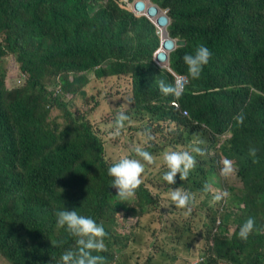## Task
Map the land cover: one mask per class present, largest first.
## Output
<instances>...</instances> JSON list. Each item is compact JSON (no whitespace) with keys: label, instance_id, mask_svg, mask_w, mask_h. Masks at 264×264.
<instances>
[{"label":"trees","instance_id":"16d2710c","mask_svg":"<svg viewBox=\"0 0 264 264\" xmlns=\"http://www.w3.org/2000/svg\"><path fill=\"white\" fill-rule=\"evenodd\" d=\"M151 1L167 10L169 36L185 41L170 62L189 80L179 102L187 108L188 119L212 128L213 138L228 135L218 151L237 170L230 184L240 189L238 201L244 208L240 216L231 214L233 218L225 213L227 224L233 221L237 228L230 236L214 237L213 251L231 264H263L264 0ZM2 34L0 59L11 54L28 79L20 88L6 91L2 82L0 87V259L8 264H61V259L53 261L55 254L61 258L73 241L57 228L55 213L66 208L96 222L106 220L105 262L112 263L113 251L121 252L127 239L115 234L117 215L125 220L135 213L141 217L154 196L142 186L131 202L117 205L101 142L85 115L71 111L74 103L58 96L51 104L63 123L51 120L47 95L56 91L59 75L84 74L74 83L85 85L88 77H111L117 79L118 96L95 85L94 107L129 103L159 114L172 97L158 87L161 80L170 83L152 61L158 45L155 29L146 19L121 10L119 0L104 5L97 0H0ZM198 43L210 49L212 58L201 77L192 80L183 57ZM46 72L50 92L39 81ZM4 74L0 68V80ZM130 79L134 97L121 88V82L126 86ZM241 112L245 119L238 125L234 117ZM180 123L169 124L178 128ZM176 132L163 136L169 139ZM39 145L41 150H36ZM250 146L258 149V163L249 155ZM204 178L190 174V190L204 189ZM249 217L255 226L244 241L239 226ZM53 229L60 238L53 239ZM60 239L66 245L59 244Z\"/></svg>","mask_w":264,"mask_h":264},{"label":"clouds","instance_id":"9594fccd","mask_svg":"<svg viewBox=\"0 0 264 264\" xmlns=\"http://www.w3.org/2000/svg\"><path fill=\"white\" fill-rule=\"evenodd\" d=\"M97 1L100 5L107 2V0ZM119 3L121 10L136 18L146 19L155 29L158 45L152 53V61L158 70L166 73L170 83L161 80L158 87L164 95L171 94L172 99L159 114H151L143 105L136 107L129 106V103H116L110 110L103 105V110H107L111 119L105 124L109 129L108 133L120 136L122 139H127L126 134L128 133L131 141L123 142V149L127 150L128 156L135 155L134 157L137 159L123 157L118 160L108 159L110 162H106L104 141L94 132L96 128L90 123L88 124L101 142L103 159L107 164L112 186L115 188L112 196H117V199L121 200L118 199L119 204L117 205L122 206L121 203H125L122 201L131 202L136 196V190L141 189L142 186L151 191L142 176H147L148 165H154L160 161L163 168L160 173L162 186L159 188L164 186L171 190L167 196V202L173 205L169 209L172 212V217L167 222L161 213L166 208H162L160 212L154 210L157 206L155 202L157 195H153L152 207H149L147 212L139 218L136 213L135 217L129 216L133 224L128 228L130 232L127 235L115 232L117 236L127 238L126 245L119 253L113 251V261L107 263L105 262L107 251L105 242L108 233L103 226L106 220L101 219L96 222L91 217L78 214L75 209L64 208L55 213L56 226L58 229H63L67 235L72 236L73 242L70 246L67 245L68 249L61 255V258L59 253L55 254L53 261L61 259V264H167L168 261L173 264H198L203 261H206L207 264H231L218 257L213 251L214 237L230 236L237 228L233 221H229L227 224L224 219L225 213L228 212L233 218L236 214L240 216L242 212L239 209L244 208V203L238 201L241 194L240 189L230 184V181L236 177L235 165L218 151L228 135L221 139L213 138V133L210 131L212 128L204 122L188 119L187 108L178 100L188 86L189 80L184 74L176 73L171 68L170 62L172 53L178 47L183 46L185 41L169 36L167 26L170 19L167 16V10L160 8L151 0H119ZM179 41L183 43L177 44ZM211 58L210 49L204 44L198 43L192 53L185 54L183 57L188 68V76L192 80L199 79L204 66L209 63ZM27 79L28 74L20 72V78H17L11 85L8 84V80L6 82L0 80V87L2 82L3 84L7 83L4 88L6 91L20 88L27 82ZM126 87L125 91L128 92L129 97H134L133 80L130 79L129 85ZM255 91L259 92L257 89ZM55 97L58 96H49L50 103L46 106L48 118L52 110L60 113L51 104ZM102 98L105 99V96ZM60 100L74 103L73 96ZM153 117L159 118V120L153 121ZM234 119L238 125H243L245 116L241 112ZM176 121H181V123L178 128H173L174 125L169 123ZM171 130H177L176 135L166 139L163 134ZM196 133H200L206 138V145L194 141L193 136ZM183 141H187L186 150H175L179 146L174 147V144H181ZM160 144L166 148L163 156L155 148ZM257 152V148L249 147V155L253 158V163L259 162ZM202 166L208 168L207 173H202ZM190 174L205 177L204 182L208 179L207 176H210L211 187L208 188L207 185L204 187L203 183L204 189L202 190L187 189V179ZM199 194H203V204L209 210L206 216L196 208L189 207L190 204H194L195 196ZM145 216L149 218L145 220ZM157 217H160L159 221H157ZM126 220L117 215V226H124ZM222 220H225L224 223ZM121 221L124 222L119 224ZM203 225L207 226L206 230ZM230 225H233L232 230L228 229ZM254 226V218L249 217L239 226V238L246 241L253 232ZM51 233L53 239L60 238L55 229L51 230ZM206 238H209L207 241L209 248L207 247L197 254L190 253L196 242H201ZM140 239L144 240L140 242ZM58 243L66 245L61 239ZM130 244L134 246V261L132 263L130 262L131 258L127 261L122 259L124 250ZM3 261L8 264L6 260L3 259Z\"/></svg>","mask_w":264,"mask_h":264},{"label":"rangeland","instance_id":"374dc122","mask_svg":"<svg viewBox=\"0 0 264 264\" xmlns=\"http://www.w3.org/2000/svg\"><path fill=\"white\" fill-rule=\"evenodd\" d=\"M103 3H101L102 5ZM4 34L0 36V42L3 40ZM0 68L1 70L5 73V82L8 80V84H13V82L17 79L20 78V71H19V64L15 62L14 57L11 54H6L4 57L0 59ZM84 74H74V75H59L58 77L55 78V86L54 89L56 92L54 93H49L47 96L53 97L55 95L60 96V99H66L69 96H73L74 99V104L75 107L70 108L71 111L73 112H79L85 115L86 120L94 127L96 130L94 132L101 138L102 141H104L105 144V151H104V159L106 162H110V160H118L123 157H128V158H134L137 159L133 156H128L127 150L123 149L124 143L123 142H128L131 141L128 133L127 139H122L120 136H113L112 133H108L109 129L105 126V124L109 121H111L109 115L107 114V110H103V106H98L94 107L95 104V90H93V87L96 85L101 89H106L107 93H113L114 95L118 96L117 93V79L116 78H101V79H96L92 77H88V83L85 85L84 83H74V79L76 80L77 78H85ZM3 80V78L1 79ZM50 80L51 76L49 73H44L42 77L40 78V82L42 86L46 89V92H50ZM69 87L67 88V86ZM129 85V80L126 81V86ZM125 86L124 82H121V88L123 90H127V87ZM83 90L84 96L80 95V92ZM99 93H97L98 95ZM102 94H105L104 91ZM96 95V96H97ZM109 110L111 109V106L108 108ZM49 118L51 120H57L59 124L63 123V118L55 110H52L50 112ZM185 136V134H184ZM184 138V137H183ZM194 141L195 142H202L203 145H206V138H204L200 133H196L194 136ZM122 142H119L121 141ZM40 144V143H39ZM179 146L175 150H186L187 148V141H183L181 144L177 143L174 144V147ZM157 151L163 156V153L166 151V148L163 144H160L155 147ZM41 150V145L36 150ZM88 150L86 151V153ZM90 154V151H89ZM203 168L201 169L202 173L205 174L207 173V167L202 166ZM163 166L160 161H157L154 165H148L147 166V176L143 175L142 178L144 179V182L149 186L150 192L152 195H157L155 198V202L157 204L156 208L154 209L155 211L160 212L162 208H166L164 212H161L163 217L167 222L172 217V212L169 211V209L173 206L172 204H168L167 202V196L170 193V188L166 187L164 188L160 184L161 181V170ZM234 168V166H233ZM235 171V168H234ZM233 171V172H234ZM208 179L204 182V187L205 185L208 186V188L211 187L210 184V176H207ZM192 188V185L190 183L187 184V189ZM157 193V194H154ZM204 201V196L203 194H199L195 196L194 199V204L193 207L196 208L198 211L202 212L205 216L209 213V210L207 206L203 204ZM119 204L118 202H116ZM149 217L145 216L144 219L147 220ZM133 224L131 217H129L128 220L125 221L124 226H117L115 225V232L117 234H120L121 232L123 235H127L130 230L128 229L131 227ZM229 230L233 229V225H230ZM209 238H206V240H201V242H196V244L192 247L190 250V253L192 254H197L200 251H203L207 249V241ZM144 239H140L139 241L142 242ZM209 248V247H208ZM129 258H131L130 262L132 263L134 261V246L130 244L128 248L124 250L123 257L122 259L127 261ZM196 259V257H195ZM0 264H6L2 259H0ZM167 264H173L170 261H168Z\"/></svg>","mask_w":264,"mask_h":264},{"label":"water","instance_id":"95a60500","mask_svg":"<svg viewBox=\"0 0 264 264\" xmlns=\"http://www.w3.org/2000/svg\"><path fill=\"white\" fill-rule=\"evenodd\" d=\"M182 43H183V42H180V41H179L177 44H182Z\"/></svg>","mask_w":264,"mask_h":264}]
</instances>
